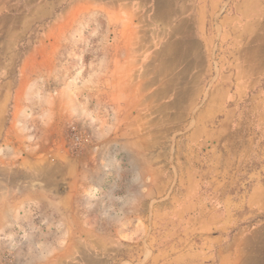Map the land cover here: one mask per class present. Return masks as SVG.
I'll list each match as a JSON object with an SVG mask.
<instances>
[{"label":"crops","instance_id":"0c3cea01","mask_svg":"<svg viewBox=\"0 0 264 264\" xmlns=\"http://www.w3.org/2000/svg\"><path fill=\"white\" fill-rule=\"evenodd\" d=\"M219 2L0 0V264L7 251L12 253L14 264H264V218L251 221V200H234L235 183L225 179L235 174L231 173L230 146L239 121L234 116L236 90L227 83L232 76L221 77L219 40H213L219 24L210 23L208 18L209 8L219 12ZM65 7L68 18L64 19L61 9ZM98 14L106 20L99 32L109 33L98 46L125 48L126 61L116 57L112 63L130 67L115 77L127 81L128 89L116 104L112 120L122 134L115 140L125 147L110 156L107 168L97 170L96 184L86 183L92 173L86 170L81 186L77 176L82 173L70 162L62 171L45 169L37 154H29L25 122L20 117L26 110L23 81L45 78L41 71L27 70L28 63H42L45 46L36 41L31 50L19 56L18 49L27 41L18 44L11 33L19 31L27 37L29 32L41 31L50 20L52 32L63 27L67 33L73 31L77 39L76 32H85ZM75 15L78 29L76 19L70 23ZM263 44L259 46L258 68L254 67L257 71L250 57L244 58L242 71L247 82L252 77L264 79ZM99 57L102 63L108 61L107 56ZM17 65L19 70H13ZM261 92L258 95L264 97ZM260 106L264 108V102ZM209 131L212 167H191L185 173L175 169L181 136L188 145H204L199 139H205ZM236 144L237 173L264 176V164L254 172L247 166L251 136L240 137ZM128 145L131 150L124 151ZM157 145L166 151L161 148L155 153ZM191 156L183 153L186 161ZM199 156L205 159L197 153V160ZM165 162L178 179L210 172L212 181L190 183L185 189L180 188L181 183H164L159 177L168 169ZM220 176H224L222 180ZM94 189L97 197L92 202ZM256 189L264 194V184ZM181 190L207 192L210 199H157V193L167 197ZM240 191L245 193V188ZM159 206L180 209L169 222L183 227L167 239L150 231L157 222L155 209ZM188 208L199 210L189 215ZM239 208L242 215L237 214ZM161 238L167 242L161 243Z\"/></svg>","mask_w":264,"mask_h":264},{"label":"rangeland","instance_id":"374dc122","mask_svg":"<svg viewBox=\"0 0 264 264\" xmlns=\"http://www.w3.org/2000/svg\"><path fill=\"white\" fill-rule=\"evenodd\" d=\"M219 1V12L215 14L213 9L209 8L208 18L210 23L219 24L218 33L213 32V40L215 41L217 38L219 40L221 77L232 76V79L227 83L232 87V91L236 90L234 116L235 121H239V126L236 129L234 127V144L230 146L233 155V162L230 163L231 173L235 172V174L226 176L225 179L235 183L234 200L239 201L244 197L251 200L253 205L251 221H253L264 218V207H262L264 194L261 195L257 189L255 190L256 186L264 184V176L239 175L237 173L239 162L234 159V156L237 155L236 142L240 137L250 135L252 151L247 166H251L253 168L251 171L254 172V168H259L264 164V140H262L264 139L262 138L264 137V108L260 106L264 102V97L262 94L258 95L261 91L264 93V79L261 81L259 77L257 79L252 77V81L247 82V79L243 78L242 71L243 63H245L244 58L249 57L253 69H255L254 67L258 68L259 46L260 43H264V0ZM67 10V7L61 9V13H65V17H62L64 19L68 18ZM75 19L78 29L79 20L76 15L71 16L70 23H75ZM67 23L68 20L64 22L65 25ZM105 23V18L98 14L91 23L92 27H86L85 32H76L77 39H75L73 31L67 33L66 28L63 27H61V31L52 32L50 20L44 22L41 31L29 32L27 37H25V33L19 31L11 33L14 42L19 44L20 41H27L26 46L23 44L18 49L19 56L22 54L24 56L26 50L27 52L31 50L36 41H43L45 46L42 49L41 57H44L42 63L36 65L35 62H31L27 66L28 71L43 72L45 78L23 81L26 91L22 99L26 103V110L20 117L25 122L23 128L26 133L25 142L29 145V154H37L45 169L59 168L62 171L68 167L70 162V165L75 166L77 173L80 171L82 173L77 176L78 184L81 186L85 183L84 173L86 170H92L86 183L96 184L95 182L99 179L96 175L97 170L101 167L107 168L110 156L114 155L118 148L125 147L115 140L117 135L122 134L114 128L112 120L117 108L116 104L122 100L124 91L128 89V86L125 85L128 84L127 81L117 80L115 77L123 75L125 71H129L130 67L127 63H112V59H116V57L120 61H126L125 48H101L98 46L101 38H106L105 36L109 34L99 32L100 27ZM53 40L55 43L50 44ZM100 55L107 56L108 61L102 63ZM19 67L17 65L13 70L18 71ZM222 116L223 114H221ZM211 135L212 133L209 131L205 134V139H199L203 141L204 145L200 143L188 145L186 138L181 136L183 144L180 143L177 147V159H175L173 167L184 171V173L191 170L189 169L191 167L211 168L210 154H212V150L209 146ZM129 146L124 148V151L131 150ZM222 147L220 146V151L217 150V157ZM161 148L164 146H155V153L161 151ZM163 150L166 151L165 148ZM205 152L209 154H205ZM183 153L192 155L191 160L186 161ZM197 153L204 154L205 159L199 156V160H197ZM128 163H132V161ZM225 164L229 166L227 163ZM164 167L168 169H163L164 175L159 179H162L164 183H181V189H185L186 185L190 183H210L212 181L210 172L200 176L181 175L178 179L177 174L172 173L169 169L168 162L164 163ZM173 171L175 172V170ZM223 177L220 176V180ZM46 179L50 180L51 178L45 177ZM243 188H245V193L240 191ZM157 194L160 195L157 198L160 199L159 201L170 198L179 200L185 196L187 199L195 198V196L202 197L204 200L210 199L207 192L187 193L181 190L169 193L167 197H161L162 193ZM96 195L97 192L94 189L92 202L95 201ZM79 203L84 205L82 196H79ZM179 210L178 207H157L155 209L157 222L150 226V231L165 239L172 233L180 231L183 226L169 222L171 217L178 215ZM187 210L189 215H192L196 214L199 209L188 208ZM242 212L243 210L240 208L237 209V214L242 215ZM255 212H257L256 216H254ZM186 226L184 225V227ZM187 227L195 229L193 225ZM142 230L143 225H140V231L143 232ZM164 238H161V243L167 242V240H163Z\"/></svg>","mask_w":264,"mask_h":264},{"label":"built area","instance_id":"2783aa9c","mask_svg":"<svg viewBox=\"0 0 264 264\" xmlns=\"http://www.w3.org/2000/svg\"><path fill=\"white\" fill-rule=\"evenodd\" d=\"M3 264H14V257L11 252L7 251L3 256Z\"/></svg>","mask_w":264,"mask_h":264}]
</instances>
